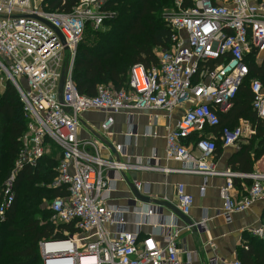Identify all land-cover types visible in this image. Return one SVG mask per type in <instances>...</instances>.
<instances>
[{"label": "built area", "instance_id": "1", "mask_svg": "<svg viewBox=\"0 0 264 264\" xmlns=\"http://www.w3.org/2000/svg\"><path fill=\"white\" fill-rule=\"evenodd\" d=\"M109 1L79 0L70 12H61L48 10L46 0H0V71L18 92L26 122L15 164L0 184V219L5 220L14 203L15 183L22 170L37 167L55 147L60 159L54 186H64L69 193L46 204L59 238L40 241L43 264H184L176 232L165 235L160 243L153 234L141 236L139 227L129 231L124 217L129 209L108 202L113 189L108 170L119 171L124 180L125 171L160 167L103 155L104 142L81 136V117L91 109L109 113L165 110L169 114L184 109L166 135V157L184 164L171 170L206 179L223 176L222 214L231 222L234 213L264 200V170H219L217 142L222 147L234 146L256 129L243 119L217 134L211 129L220 124V113L232 107L249 75L248 57L264 56V1L194 0L193 6L183 7V0H177L178 11L167 20L173 30L172 46L160 48L159 63L150 68L132 66L128 88L99 84L95 95H85L73 79L78 46L88 26L97 29L112 15L105 9ZM66 68L61 101L60 82ZM250 87L253 108L264 119V84L254 78ZM113 124L109 114L102 123L103 138ZM194 135L198 137L195 142L191 140ZM117 150L124 153L125 148L120 145ZM235 178L252 180L247 193L239 197L234 194ZM135 185L147 192L141 182ZM205 190L206 182L201 194ZM176 196L178 208L189 215L194 196L185 184H178ZM152 214V210L145 212L147 217ZM253 232L264 237V222ZM50 243L63 246L50 250ZM229 264L242 262L234 259Z\"/></svg>", "mask_w": 264, "mask_h": 264}, {"label": "trees", "instance_id": "2", "mask_svg": "<svg viewBox=\"0 0 264 264\" xmlns=\"http://www.w3.org/2000/svg\"><path fill=\"white\" fill-rule=\"evenodd\" d=\"M175 0H110L105 9L112 12L105 20L107 29L95 30L88 26L78 52L73 79L78 91L95 95L99 84L111 82L117 89L128 88L130 69L136 64L150 68L159 63L155 48L172 46L173 30L161 14L163 4ZM79 0H46L51 11L70 12ZM183 7L193 6L194 0H183ZM157 5V7H155ZM249 75L239 89L232 107L220 113V124L211 129L215 134L223 127L234 128L239 120H249L256 133L240 146L234 171L254 172V164L264 154V119L253 108L254 95L250 83L254 78L264 84V56L258 62L256 55L248 57ZM26 129L24 107L15 87L8 81L0 94V184L9 176L20 147V137ZM197 135L191 140L196 141ZM217 154L222 144L217 142ZM259 150L260 154L253 151ZM59 151V150H58ZM60 159V158H59ZM59 159L47 155L37 167H25L15 183L16 197L0 219V264H43L39 243L57 239L48 202L67 196L66 187H55ZM236 184V178H235ZM59 235V234H58ZM258 249L241 251L242 264H264V241ZM246 252V253H245ZM254 254L255 258H250ZM252 259V260H251Z\"/></svg>", "mask_w": 264, "mask_h": 264}, {"label": "crops", "instance_id": "3", "mask_svg": "<svg viewBox=\"0 0 264 264\" xmlns=\"http://www.w3.org/2000/svg\"><path fill=\"white\" fill-rule=\"evenodd\" d=\"M183 112L184 109L181 108L174 109L171 114L165 110H121L109 113L91 109L82 114L80 134L83 138L103 137L102 123L111 114L114 124L106 140L115 150L107 145L103 155L160 167L159 170L125 171L122 173L124 180L121 179L119 171L108 170L107 176L113 188L109 193L108 202L129 209L124 215L127 230L136 231L139 227L141 236L153 234L160 243L165 235L176 232L177 243L181 249L179 255L184 264H229L234 259L242 261V250L248 251L250 247L257 250L260 241H264V237L253 232V229L264 222V200L255 202L244 212L234 213L232 221L228 223L222 214L223 200L219 194V189L225 182L223 176H209L206 179L200 174L171 170L181 169L184 164L166 157V135L169 129L176 125ZM242 119L246 120L241 118L239 124ZM246 121L251 124L249 120ZM150 132H156V135ZM250 137L243 138L237 145L222 147L221 153H216L217 168L221 171L233 170L232 161H236L237 151L241 145L247 144ZM120 145L124 146V153L116 151V147ZM137 182H141L145 187L146 196L166 200L176 206L177 186L180 183L185 184L188 192L194 196V206L187 215L193 223L184 222L168 208L138 200L130 188V183L134 185ZM205 182L206 190L201 194L200 187ZM251 184L252 180L249 178H236L234 194L239 197L247 193ZM149 210H152L153 214L147 217L145 212ZM138 222L143 224L138 226ZM250 258H255V255L252 254Z\"/></svg>", "mask_w": 264, "mask_h": 264}, {"label": "rangeland", "instance_id": "4", "mask_svg": "<svg viewBox=\"0 0 264 264\" xmlns=\"http://www.w3.org/2000/svg\"><path fill=\"white\" fill-rule=\"evenodd\" d=\"M155 7H157V5H155ZM176 11H178L177 0L173 1L169 5L163 4L162 10H161V14L165 16L166 20H168V19H170L171 14L176 12ZM107 27H108V25L104 24V25H102L101 27H99L97 29L104 31V30L107 29ZM97 29H95V30H97ZM86 30H89L88 27H87ZM160 51H161L160 48H155V52H156L157 55L160 54ZM256 59H257L258 62H261V58H259V57L257 58L256 57ZM7 82L8 81H7L6 76L0 71V94H2L4 92V89H5L6 85H7ZM22 83L26 87L25 82L22 81ZM103 85L114 87V84L111 83V82L105 83ZM248 142L249 141H247V143ZM253 152L255 154H260L258 149L256 151L254 150ZM49 155L54 157L56 160H58L59 157H60L59 156V151L55 147H52ZM263 170H264V154H262L260 156V158L255 161V164H254V171H263ZM48 203H50V202H48ZM55 228H56V225H55Z\"/></svg>", "mask_w": 264, "mask_h": 264}, {"label": "water", "instance_id": "5", "mask_svg": "<svg viewBox=\"0 0 264 264\" xmlns=\"http://www.w3.org/2000/svg\"><path fill=\"white\" fill-rule=\"evenodd\" d=\"M66 71H67V68L64 70V73L61 77V82H60V100L63 101V90H64V83H65V80H66ZM102 142H104L106 145H108L110 148L113 147V145H111L105 138H103L102 136L98 137ZM113 150H115V147L112 148ZM130 188L133 192V194L135 195V197L140 200L141 202H144V203H153V204H156V205H160L161 207H165V208H168L170 209L176 216L180 217L184 222L188 223V224H192L193 222H191V219L183 214L181 212V210L176 206L174 205L173 203L171 202H168V201H164V200H158V199H153V198H150L149 196H146L144 193H142L138 188L137 186L132 183H130Z\"/></svg>", "mask_w": 264, "mask_h": 264}, {"label": "bare ground", "instance_id": "6", "mask_svg": "<svg viewBox=\"0 0 264 264\" xmlns=\"http://www.w3.org/2000/svg\"><path fill=\"white\" fill-rule=\"evenodd\" d=\"M62 246H63V244H61V243H50L47 245V248L50 250H55V249H58Z\"/></svg>", "mask_w": 264, "mask_h": 264}]
</instances>
